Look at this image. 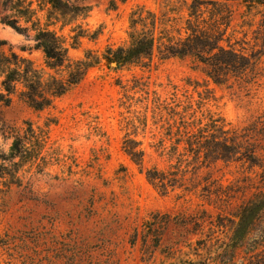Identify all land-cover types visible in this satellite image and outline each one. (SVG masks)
Here are the masks:
<instances>
[{"label": "rangeland", "instance_id": "rangeland-1", "mask_svg": "<svg viewBox=\"0 0 264 264\" xmlns=\"http://www.w3.org/2000/svg\"><path fill=\"white\" fill-rule=\"evenodd\" d=\"M30 1L66 39L72 61L91 54L100 62L43 111L23 100L21 86L9 107L0 102V264H224L232 241L264 227V5L66 0L56 10ZM6 2L0 52L32 61L45 81L63 78L47 68L34 32L2 21ZM138 11L169 16L174 45L191 20L209 45L236 54L239 69H224L216 83L198 57H167L163 46L152 61L108 64L109 48L129 45ZM27 122L31 148L37 136L46 143L32 153L37 160L21 163L14 146ZM233 262L264 264V252L258 260L243 247Z\"/></svg>", "mask_w": 264, "mask_h": 264}, {"label": "trees", "instance_id": "trees-1", "mask_svg": "<svg viewBox=\"0 0 264 264\" xmlns=\"http://www.w3.org/2000/svg\"><path fill=\"white\" fill-rule=\"evenodd\" d=\"M194 2L198 3L199 0H194ZM47 3L56 10H62L64 6L68 7L66 0H47ZM245 3L249 7L261 6L264 5V0L263 3L260 0H247ZM2 14V21L19 33L30 36V32H34V40L37 43V47L43 51L46 58V66L49 70L66 72V75L61 79L49 74V80L45 81V73L35 67L32 61L21 57L17 53L10 52L7 54L1 51L0 77L2 81L0 102L4 108L12 104V96L17 92L18 87L21 86L23 88L21 91L23 100L29 103L34 110L43 111L51 107L56 98L63 96L78 85L88 71L100 62L99 58H91V54H88L85 60L72 61L68 56L69 48L66 39L59 36L54 30H50L49 24H42L36 9L33 8V2L30 0H7ZM202 15L203 13L197 11L195 6H191L189 11L190 19H194L196 20L195 22L200 24ZM165 20L166 22L171 21L169 16L166 17V14L160 17L156 13L148 11L134 12L131 17L132 32L130 33L129 45L117 49L109 48L102 59L108 64H115L117 69H121L143 60L152 61L155 48L163 46L167 57H198L207 67L208 77L216 83L223 82L220 72L224 69L230 68L232 71L233 69H239L236 54L221 46L219 42L216 43L215 47L209 45L210 43L208 42L213 40V38L209 36L206 30L199 29L198 25L193 24L191 20H189L186 28L188 36L181 42L175 45L172 44L173 37L167 33ZM138 26L143 29L137 31ZM206 37H209L208 41L205 40ZM75 45L76 43L74 42L72 46L74 47ZM205 54H208V56L204 57ZM26 124L29 126L26 130V135L22 138L18 137L14 146L21 158V163L37 160L39 154L36 156V154L32 153H37L38 149L42 150L46 143V141L37 136L35 139V147L37 149L31 148L34 143L31 138H35L36 132L32 123L27 122ZM4 132H7V129H4ZM0 159L7 162L5 158L0 157ZM19 163L12 164L18 166L20 165ZM1 168L6 167L3 166ZM17 172L13 173V177L18 180ZM4 174L6 173L2 172V175ZM7 174L10 175V173ZM149 174L150 179L157 180L162 178V174L157 171L149 172ZM237 239L226 247L223 255L224 264H235L233 262L235 255L243 247L245 252L252 250L253 256L258 260L262 258L264 252V250H261L264 247V227L253 229L251 233H242Z\"/></svg>", "mask_w": 264, "mask_h": 264}]
</instances>
